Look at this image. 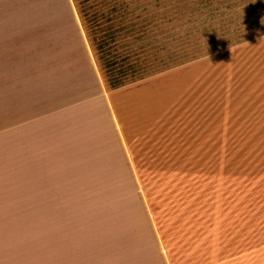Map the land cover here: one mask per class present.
<instances>
[{
	"label": "rangeland",
	"instance_id": "1",
	"mask_svg": "<svg viewBox=\"0 0 264 264\" xmlns=\"http://www.w3.org/2000/svg\"><path fill=\"white\" fill-rule=\"evenodd\" d=\"M156 4L171 23L146 41L151 57L181 49L194 57L121 87L116 102L163 240L173 264H264V0H141L155 22L164 9ZM19 8L10 32L27 17ZM49 8L12 42L74 46L69 12L58 2ZM40 33L48 47L35 41ZM8 210L0 209V227L13 224Z\"/></svg>",
	"mask_w": 264,
	"mask_h": 264
},
{
	"label": "crops",
	"instance_id": "2",
	"mask_svg": "<svg viewBox=\"0 0 264 264\" xmlns=\"http://www.w3.org/2000/svg\"><path fill=\"white\" fill-rule=\"evenodd\" d=\"M54 2L74 21V46L46 50L45 33L12 42ZM16 8L27 17L10 32ZM115 93L73 0H0V209L13 223L0 227V264H173Z\"/></svg>",
	"mask_w": 264,
	"mask_h": 264
},
{
	"label": "trees",
	"instance_id": "3",
	"mask_svg": "<svg viewBox=\"0 0 264 264\" xmlns=\"http://www.w3.org/2000/svg\"><path fill=\"white\" fill-rule=\"evenodd\" d=\"M73 2L102 78L111 92L130 83L165 72L194 57V54L189 56L182 49L181 51L175 50L171 56L162 55L160 57L161 52L156 54V57H151V53L148 52L149 46H145L146 41H149L151 36L153 40L157 38L159 34H152L171 23V20L167 18L164 5L156 4L164 9L159 13L154 12L159 16V18L155 17L157 19L155 22L141 10L139 6L141 0H73ZM261 31H264V28ZM236 35L238 41L247 39V36H242L239 32ZM178 52H181V57H184L181 61H177ZM113 100L117 114L126 128L117 106L116 93L113 94ZM135 155L137 170L140 174L138 169L140 168V156ZM140 177L142 179L141 175ZM142 182L144 183L143 179ZM150 205L160 229L151 202ZM255 233V236H258L257 231ZM168 254L171 259L169 250Z\"/></svg>",
	"mask_w": 264,
	"mask_h": 264
}]
</instances>
